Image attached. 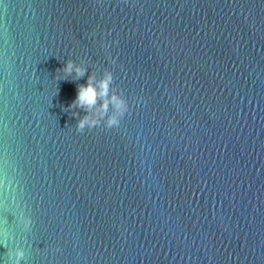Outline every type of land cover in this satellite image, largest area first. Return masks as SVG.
I'll return each instance as SVG.
<instances>
[{"label":"water","instance_id":"1","mask_svg":"<svg viewBox=\"0 0 264 264\" xmlns=\"http://www.w3.org/2000/svg\"><path fill=\"white\" fill-rule=\"evenodd\" d=\"M68 59L89 73L63 79ZM105 68L130 112L78 133L77 85ZM18 246L264 264V0H0V264Z\"/></svg>","mask_w":264,"mask_h":264},{"label":"clouds","instance_id":"2","mask_svg":"<svg viewBox=\"0 0 264 264\" xmlns=\"http://www.w3.org/2000/svg\"><path fill=\"white\" fill-rule=\"evenodd\" d=\"M101 47L107 49L108 45L101 40ZM111 63L114 64L115 60H111ZM58 72L63 73L65 80L68 77L80 80L85 77L86 73H89V68L84 59H80L79 63L68 59L62 68L57 69ZM114 79L113 72L105 68L100 79L96 78L95 72H91L87 75L86 84L77 85L76 98L68 109L71 110L70 115L77 119L75 128L78 133H84L86 129L91 131L95 128H118L122 119L130 112L128 99L123 90L114 86ZM81 111L86 114L81 116ZM20 221L25 230H29L33 224L30 216L21 215ZM60 250L59 246L55 249L57 252ZM25 255L24 248L16 247L14 259L10 256L12 264H20Z\"/></svg>","mask_w":264,"mask_h":264}]
</instances>
